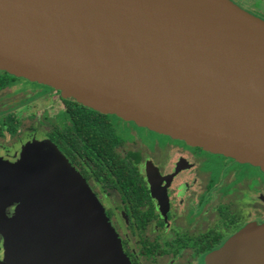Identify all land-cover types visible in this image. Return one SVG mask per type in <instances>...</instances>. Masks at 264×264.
<instances>
[{
	"label": "water",
	"instance_id": "water-1",
	"mask_svg": "<svg viewBox=\"0 0 264 264\" xmlns=\"http://www.w3.org/2000/svg\"><path fill=\"white\" fill-rule=\"evenodd\" d=\"M0 69L264 172V21L230 0H0ZM35 151L0 160L12 264H128L74 169ZM211 259L264 264V225Z\"/></svg>",
	"mask_w": 264,
	"mask_h": 264
},
{
	"label": "flooded vegetation",
	"instance_id": "flooded-vegetation-1",
	"mask_svg": "<svg viewBox=\"0 0 264 264\" xmlns=\"http://www.w3.org/2000/svg\"><path fill=\"white\" fill-rule=\"evenodd\" d=\"M230 1L264 21V0ZM25 148L36 150L30 165L51 164L56 151L74 169L104 210L128 264H223L211 257L248 226L264 225L259 167L0 69V160H25ZM21 212L15 204L6 215L17 221ZM10 250L0 226V264H12Z\"/></svg>",
	"mask_w": 264,
	"mask_h": 264
},
{
	"label": "rangeland",
	"instance_id": "rangeland-1",
	"mask_svg": "<svg viewBox=\"0 0 264 264\" xmlns=\"http://www.w3.org/2000/svg\"><path fill=\"white\" fill-rule=\"evenodd\" d=\"M232 2V1H231ZM233 3V2H232ZM241 8V7H240ZM26 87V86H25ZM57 93V92H56ZM18 94H20V92L18 93ZM25 150H26V148H25ZM26 154H24V152H22V155H21V157H24ZM20 161V160H19ZM9 163H14V162H12V161H8ZM18 162V161H17ZM16 163V162H15ZM58 181H59V178H58Z\"/></svg>",
	"mask_w": 264,
	"mask_h": 264
}]
</instances>
